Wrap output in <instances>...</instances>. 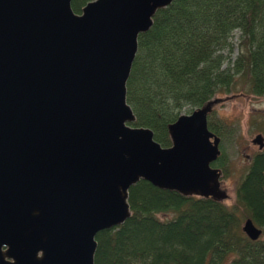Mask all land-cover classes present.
<instances>
[{"label": "water", "instance_id": "obj_1", "mask_svg": "<svg viewBox=\"0 0 264 264\" xmlns=\"http://www.w3.org/2000/svg\"><path fill=\"white\" fill-rule=\"evenodd\" d=\"M173 0H0V264H94L96 236L131 216L140 181L224 202L212 99L168 125L163 148L134 128L126 84L158 10ZM259 151L264 138L252 141ZM242 233L262 235L246 219Z\"/></svg>", "mask_w": 264, "mask_h": 264}, {"label": "trees", "instance_id": "obj_2", "mask_svg": "<svg viewBox=\"0 0 264 264\" xmlns=\"http://www.w3.org/2000/svg\"><path fill=\"white\" fill-rule=\"evenodd\" d=\"M94 0H71L74 13ZM239 34L238 42L232 41ZM237 55L231 60L233 51ZM248 89L264 96V0H173L138 37L126 84L134 128H148L163 148L171 146L168 125L184 110ZM241 93V92H240ZM207 119L221 140L233 131ZM221 153L213 167L227 177ZM131 216L97 234L94 264H264V150L255 154L235 190V202L183 197L140 181L129 190ZM172 213L162 221L158 214ZM250 219L262 235L241 231Z\"/></svg>", "mask_w": 264, "mask_h": 264}, {"label": "rangeland", "instance_id": "obj_3", "mask_svg": "<svg viewBox=\"0 0 264 264\" xmlns=\"http://www.w3.org/2000/svg\"><path fill=\"white\" fill-rule=\"evenodd\" d=\"M238 39L239 34H235L232 41L236 44ZM237 52L235 47L230 57L232 61ZM218 99L223 101L213 107V118L223 121L232 131L234 130L232 136L220 139V151L228 158V173L226 178L221 177V190L228 196L224 204L232 206L235 202V190L239 181L246 173L252 157L260 152L258 146L253 145L252 141L257 135H262L264 138V96H254L246 88L242 91L236 90L234 96H222ZM187 114H189L187 110L182 112V115ZM157 216L162 221L173 218L172 213L158 214Z\"/></svg>", "mask_w": 264, "mask_h": 264}]
</instances>
